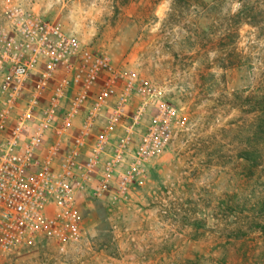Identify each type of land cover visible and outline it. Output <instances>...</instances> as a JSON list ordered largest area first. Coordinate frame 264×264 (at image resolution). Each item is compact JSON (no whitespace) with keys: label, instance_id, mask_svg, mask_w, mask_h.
Here are the masks:
<instances>
[{"label":"rangeland","instance_id":"374dc122","mask_svg":"<svg viewBox=\"0 0 264 264\" xmlns=\"http://www.w3.org/2000/svg\"><path fill=\"white\" fill-rule=\"evenodd\" d=\"M12 7L148 78L184 121L127 202L79 199L78 242L0 264H264V0H0V37Z\"/></svg>","mask_w":264,"mask_h":264},{"label":"built area","instance_id":"2783aa9c","mask_svg":"<svg viewBox=\"0 0 264 264\" xmlns=\"http://www.w3.org/2000/svg\"><path fill=\"white\" fill-rule=\"evenodd\" d=\"M0 37V258L39 237L65 252L79 199L127 202L182 128L162 90L49 20L12 7Z\"/></svg>","mask_w":264,"mask_h":264},{"label":"trees","instance_id":"16d2710c","mask_svg":"<svg viewBox=\"0 0 264 264\" xmlns=\"http://www.w3.org/2000/svg\"><path fill=\"white\" fill-rule=\"evenodd\" d=\"M257 227L261 228L264 231V223L257 225Z\"/></svg>","mask_w":264,"mask_h":264},{"label":"clouds","instance_id":"9594fccd","mask_svg":"<svg viewBox=\"0 0 264 264\" xmlns=\"http://www.w3.org/2000/svg\"><path fill=\"white\" fill-rule=\"evenodd\" d=\"M238 7V6H237Z\"/></svg>","mask_w":264,"mask_h":264}]
</instances>
